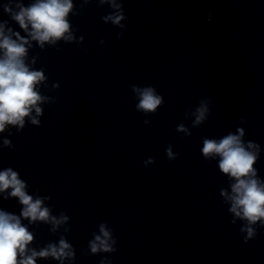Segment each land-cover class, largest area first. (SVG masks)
<instances>
[{
  "label": "clouds",
  "instance_id": "clouds-1",
  "mask_svg": "<svg viewBox=\"0 0 264 264\" xmlns=\"http://www.w3.org/2000/svg\"><path fill=\"white\" fill-rule=\"evenodd\" d=\"M100 2L102 4L108 2L117 9L116 14L107 15L103 17V20L111 21L112 24L123 28L121 20L125 19V15L122 6L117 4L116 0H100ZM17 7L19 11L14 12L11 7L5 5L4 12L10 14L11 19L28 32L31 39L37 41L41 48L45 42L55 44L60 39L71 41L74 38L70 32L71 25L68 20L69 13L73 9L72 0H36L28 7L21 4H17ZM5 24L6 22L0 23V49L3 50V57L0 58V133L5 131L7 125H18V130L23 129L25 118L30 117L33 109L37 116L42 114L38 104L45 98L40 95L36 87L46 79L43 71H32L25 64L24 58L27 55L25 45L29 44V41L21 37L18 32L14 35L20 41L19 43L10 36H6ZM29 25H31L30 32ZM132 90L139 97L137 111L145 115L155 113L163 103V97L156 93L154 86L141 88L133 85ZM207 112V105L202 102L195 112L194 127L206 119ZM144 122L150 123L147 120ZM31 123L39 125L35 117L31 118ZM177 131L186 132L187 129L181 124ZM237 131L239 135L229 133L219 141L204 138L201 151L205 160L218 156L219 171L234 181L230 185L231 195L224 189H221L220 195L225 197L226 203H230L228 211L234 215L230 223L235 224L236 218L247 222L240 229L242 233H247L244 237V241L247 242L257 236V230L252 227L253 225L259 222L260 227L264 228V181L257 177V169L254 167L258 160V145L249 142L245 147L242 141L244 131L243 129ZM4 146L11 147V142L5 139ZM248 149H257V151ZM165 153L169 162L177 159L178 153L173 154L171 145H168ZM154 162V158L149 157L144 164ZM25 187V182L19 178L18 172L11 168L0 171V193L11 188L10 196L18 198L19 203L24 206L21 211L24 219L29 220L30 223L38 220L51 221L54 225L68 220V217L63 214L59 219L50 217L49 208L42 206L43 200L41 198L34 200L26 193ZM4 199L8 197L5 196ZM100 233L101 235H95V239L90 242L92 253L114 251L109 243L111 233L105 229L104 225L100 226ZM32 240L33 234L21 223L20 217L0 210V264H35L37 256H51L58 260L74 256L72 246L63 238L60 239L58 247L50 244L44 250L39 252L31 250V254L27 255L29 251L27 246ZM101 264H104V261H101ZM109 264H111L110 261Z\"/></svg>",
  "mask_w": 264,
  "mask_h": 264
}]
</instances>
